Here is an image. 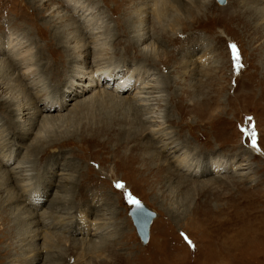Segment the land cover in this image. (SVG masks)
Wrapping results in <instances>:
<instances>
[{
  "label": "rangeland",
  "instance_id": "rangeland-1",
  "mask_svg": "<svg viewBox=\"0 0 264 264\" xmlns=\"http://www.w3.org/2000/svg\"><path fill=\"white\" fill-rule=\"evenodd\" d=\"M79 2H83L82 9L87 3L91 6L93 12L88 14V19L100 20L98 28L89 31L84 28L85 32L88 31L86 36L94 34L96 40L99 37L100 44L96 49H87L90 64L98 63L97 56L100 61L109 58L116 68H121L109 78L100 76L99 84L111 91L116 80L124 74L134 76L127 79L131 87L125 93H118L134 102L145 79L157 81L161 101L151 100L150 107L165 115L163 121L166 129L172 131L171 136L175 135L173 138L192 142V166L197 171L185 175L191 182H178L165 173L161 177L149 175L142 166L146 154L157 151L161 160L167 159L157 148L160 143L156 141L152 145L149 138L140 136L142 127L147 124L142 119L143 125L136 122L134 111L128 109L127 103L109 102L107 93L103 99L97 98L94 89L83 93L82 97L78 95L68 100L74 91L62 84L66 79L63 75L59 87H56L53 84L56 75L54 79L49 78L43 71L41 76L36 74L33 77L23 63L20 65V73H23L19 77V72L14 69L6 71V58H17L18 61L37 51L41 68L57 67L61 68L60 71L67 70L65 75H71V70L65 67L64 55L66 46L73 43H66L63 39L59 43L53 33L66 22L68 29L60 30V33L69 37L80 34L77 27H82L81 17L70 16L71 5L77 6ZM199 2L208 5H201V8L197 7L198 3L192 5L195 11H192L193 15H187L182 5L172 7L169 3L166 5L165 0H45L43 7L34 0H0V66H3L0 73H10L8 82L18 100L32 92L33 78L42 77L51 91L49 99H52L51 103L47 102L49 99L37 100L35 106L41 108L50 104L54 107L49 113L44 112L45 118L63 115L54 125L48 122L49 128L42 127L43 117L35 119L31 134L25 137L20 136V128L13 132L14 127L10 128V123L15 122L19 114H11V119L6 120V111L4 107L0 108L2 132L12 134L11 141L8 140L10 143L0 148V177L4 170H13L12 167L30 153L33 177L39 179L40 187L46 184L45 188L39 189L41 193L29 195L30 201L25 203L6 202L15 192L12 183L4 184L8 186L7 192L2 193L0 188V264H264V71L261 66L264 63V0ZM156 4L158 11L165 9L160 11L161 14L164 12L160 16L155 13ZM55 8L61 10L57 18V15H49ZM177 14L184 18L175 21ZM137 16L141 19H136ZM127 23L130 26L127 27ZM142 24L153 37L143 43L138 41L132 53L148 50L156 62L149 64L150 74L146 73L145 79L135 80V76L142 75V68L137 64H147L148 61L142 58L129 61L122 56L127 54L124 47L129 44L133 31ZM11 37L12 42L17 40L24 48L17 44L18 48L12 50ZM231 44L237 46L239 68L235 66ZM262 47L263 54L259 52ZM50 48L53 50L49 52ZM77 60L72 59L70 64ZM90 64L88 70L94 68ZM31 67L34 72L36 64ZM77 89L79 87L75 91ZM88 97L93 99L89 101ZM197 99L199 106L195 109L191 104ZM177 101L187 106L179 109ZM89 123L96 129L87 130L85 127ZM241 129L249 133L255 131V147L251 136L245 135ZM39 132L45 133V150L30 152L29 147ZM197 148L214 150L198 153ZM202 155L205 158L199 160ZM233 164H238L239 169L232 170ZM219 165L225 169L213 172ZM206 168H209L208 172H199ZM60 173L65 174L64 178H69L73 186L60 191ZM216 175L222 180H215ZM48 177L53 180L52 187L45 183ZM117 183H123L124 187L117 188ZM56 193H63L67 201H57ZM128 194L156 212L145 244L140 241L127 213ZM58 206L71 211L64 218L60 217L57 223L59 226L70 224L69 230L52 228L47 235L30 239L27 236L29 225L26 228L22 225L25 220L22 207L25 212L29 210L49 216ZM103 215L109 218V233L92 236L76 232L75 223L84 224L85 229L102 220ZM9 227L10 231L7 230ZM80 238L87 243L89 238L102 243L91 247ZM30 247L36 250L25 255ZM38 252L41 259L30 262L31 254Z\"/></svg>",
  "mask_w": 264,
  "mask_h": 264
},
{
  "label": "bare ground",
  "instance_id": "bare-ground-1",
  "mask_svg": "<svg viewBox=\"0 0 264 264\" xmlns=\"http://www.w3.org/2000/svg\"><path fill=\"white\" fill-rule=\"evenodd\" d=\"M34 1L38 2L39 3L38 5H41V7H43V5H45L44 4L45 0H34ZM185 2H188V3H185ZM85 3H87V2H85ZM167 3H169V5H171L172 7L181 6L182 5L183 8H184L185 13L186 14L188 13L189 15L192 14V11H195V8L192 5H195V4L198 3L197 4L198 8L199 7L201 8L202 7L201 5H203V7H207V5H208V4H203L205 2L200 3L199 0H165V4L166 5H167ZM82 4H83V2H82ZM82 4L79 2L77 6L76 5H73V6L71 5V7H70L71 10H72V14L70 15L71 18H76L77 17L78 19H80L79 17H81L80 20L82 21V23L83 24H88L87 26H83V24H82V27H81V25H78V27H77L78 29L77 30L79 31L80 34L78 36L77 35H73L72 37H69L68 35L65 36L62 33H60V30L68 29L67 28L68 24L66 22L59 25L58 32H54L53 33V37L56 38V41L58 40L59 43H60L61 39H63L66 43H69V44L73 43L72 46H70V45L66 46L65 50L67 51V53H66V55H64V59H65V61L67 63V65L65 67L68 68L69 71L71 70V72H70L71 75H69V76L65 75V74H67L66 73L67 70L64 69V70L60 71L61 68L57 69V67L56 68L55 67H52V68L47 67V68H44L45 70L43 68H41L40 67V63L38 62V59L40 57V53H38L37 51L32 56H30L28 58L24 57L25 59L24 58H22V59L20 58V59H18V61H17V58H11V57L9 59L6 58V63L4 64L5 67H6V71H8V70L10 71L11 69H14V70L19 72V74H18V77H19L21 75V73H23V71L20 73V67H21L20 65L23 63L24 66H25V69L27 71H29L31 73L30 75H33V77H35L36 74L41 76V72H43V71L44 72L46 71V73H47L49 78H51V77L53 78L54 75H56L57 79H55V83H53L56 87H59L58 84L61 83L60 82V78H62V75H63V76L66 77V79H65V81L62 82V84L64 83L65 84L64 85L65 88L68 89L69 91H71V90L74 91V94L69 96L68 100H70L72 98L75 99V97L77 98L78 95H81V97H82L83 93H85V92L87 93V91L89 92V90H93L94 89L95 92H93V94H96L97 98L103 99V97H105L104 94L107 93L108 96H110L109 102L110 101L111 102L114 101V103H116V104L127 103L126 105L128 106V109H130L131 111L132 110L134 111L133 112L134 115H135L134 119L135 118L137 119L136 122H139V124L143 125V121H144V123L147 124V126L142 127L140 136L149 138L150 139V144H152V145H155L156 141H157V143H160L159 145H157V148L166 156V159H167L166 161L161 160L162 157L157 151H154L152 153L146 154V156L144 157V161L145 162H144V164H142V166L146 169V171L149 173V175H151L152 177H161L162 174L165 173L166 174L165 176H168V178H170V179L172 178L171 176H173L174 178H176V180L178 182H191V179H189L185 175H187V174L189 175L188 172H190L192 170H193V172L197 171V169H195L192 166V165H194L193 164L194 163V159H193L194 156L190 154L191 153L190 152L191 151L190 148H191V143L192 142L190 143L189 140H185V141L181 140L182 142H180V139H175L176 137L173 138L175 135L173 137L171 136L172 131H168L166 129L165 122L163 121L164 120L163 117L165 115L163 116V114L159 110L155 111L153 108L150 107V105L152 104L151 100H157V102H159V103L161 101V99L158 97V94H157V93H159V86L157 85V81L155 80V83H154V80H152L154 78L149 79V81L144 78L146 76L145 74L149 73V69H150L149 64H151V63L154 64L156 62V60L152 57L151 52L148 51V50L142 49V50H139V52H137V53H135V51L132 53V50H135L134 48L137 47L136 43L138 41L139 42L141 41V43H143L150 36L153 37V35H151V33H150V30H147V27L143 26V24H142L141 28H136L133 31L135 34L133 33V35L131 36V38H130L131 40H130L129 44L127 43L129 41V40L127 41L128 38L126 39V41H127L126 43L128 45L124 47V50H125V52L127 54H125V56H122V58H124V59L127 58L129 61H134L136 58H138V59L142 58V59H145V61H148L147 64H145V63H141L140 64L139 62H137V63H139V64H137V67L142 68V75H141V77H139V75L135 76L134 79L135 80H136V78L137 79H145L146 82H145L144 85H142V87H140L138 89V91H137L138 94H136L137 96L135 98L136 101L133 102L131 100L132 102H130L126 98L125 95L124 96H120V95H118V93L120 91L125 93L129 89V87H131V86H129L130 82L127 83V79L133 78L134 76L131 77L130 75L124 74L125 76L124 75L121 76L120 80H116V85L113 88H111V91L103 88L102 85H100L99 82H98L100 76H101V78L102 77L109 78V77L115 75L118 72V70H121V68L120 69L116 68V66L113 65L114 62L111 59L106 58V57H105L106 60L100 61V59L96 56L95 58L97 59L98 63L94 64V66H92V64H90L92 61L91 62L89 61V53L90 52L87 54V49L92 47L91 49L94 50V49H96L95 47L97 45H99L100 43L98 42L99 37H98V40H96L97 37L94 34H90L89 37H88V36H86L85 33H87L91 28H98L99 26H97V24H98V22L100 20H98V22H97V20H93L92 21V20L88 19L89 18L88 14L93 12V11H90V10H92V8L89 5V3H87L88 5H86V7L85 8L83 7V9H82V7H81ZM184 5H186V6H184ZM157 6L158 5L156 4V9H155L156 12L155 13H159V16H160V14H161L160 11L163 10L164 8L161 7L163 9L160 8L161 10L158 11ZM177 9L180 10L179 8H177ZM262 10L264 12V4L262 6ZM80 11H83L85 14H82ZM163 11H165V9ZM59 12H61V10L59 11L58 8L51 9L49 15L51 17H53L54 15H57L56 16V18H57ZM78 12H79V15H78ZM185 13H184V16L186 17L188 14L185 15ZM184 16L177 14L174 17V20L175 21H180L182 19V17L184 18ZM260 18H262V17H260ZM136 19L139 20L141 18H139V16H137ZM126 26L127 27L130 26V24L127 23ZM84 28L85 29L87 28L88 31L85 32ZM130 29L131 28H129L127 30H130ZM124 30H125V28H124ZM55 33H57V34H55ZM121 33H122V31H121ZM100 34H102V33H100ZM38 38H39V36H38ZM12 41H13V38L11 37L9 43H11V46H12L11 49L12 50H16L18 48L17 44L20 46V48L23 47V46H21L23 44L20 43L19 41H17V40H15V42H12ZM16 41H17V43H16ZM262 49H263V47L260 48L259 52L260 53L262 52V54H263ZM12 50H10V51H12ZM52 50L53 49L50 48L49 52L52 51ZM62 51H63V49H62ZM3 52L4 51H2L1 53H3ZM126 55H127V57H126ZM165 55L168 56L167 53H165ZM107 57H109V56H107ZM92 58H94V57L92 56ZM95 58H94V60H95ZM100 58L102 59V57H100ZM26 59L29 60V62L26 61ZM72 59H78V60L76 62H73L72 65H71L70 62H71ZM53 61H54V59H53ZM59 63H60V61L58 62V64ZM32 64H36V68H34V72L35 73L33 72V69L31 67ZM54 64H57V63L54 62ZM89 64L92 67H94V68L96 66H98V67H96L95 69L91 67L92 69L88 70L87 67H90ZM263 65H264V63H261L262 71H264V66ZM37 66H38V68H37ZM110 66L113 67V68H111ZM0 67L2 68L3 66H0ZM94 71L96 72V74H95ZM99 71H100V74L97 75V73ZM106 71H108L109 73L105 74ZM262 73L264 74V72H262ZM11 74H12V72H11ZM28 78H30L31 80L34 79L33 82H32V85H30V90H32V92L31 91L27 92L28 93V97L18 100L12 94V85L8 82V80H11L10 79V73H8L6 75H4L3 73H0V108L4 107L3 110L6 111L5 115L7 116L6 120L11 119V117H10L11 114L12 115L13 114H15V115L19 114V118H17V120L15 122H11L10 123V128H11V126H13L15 128V129L13 128L12 132L15 131L16 129L20 128V130H21L20 136H25V137L28 136V134H31L32 127L35 126V119L45 116V115H43L44 112H48L49 113V111L54 110V107L52 108V106H49L50 104L49 105H45V106H43L41 108H37V106H35V103L37 102V100L49 99V97H50L49 95H50L51 91H49V87L45 86V82L43 81L42 77L38 78V79H37V77L33 78V79H32V77H28ZM134 79H132V80H134ZM119 83L121 85H119ZM126 83H127V85H124ZM188 86H190V85H188ZM76 87H79V89H77L75 91ZM39 89H42V90H39ZM190 89H192V88H190ZM93 96L95 97V95H93ZM51 99H49L47 102L51 103ZM90 99H93V97H88L87 98V100H89V101H90ZM107 100H108V98H107ZM77 101H79V100H77ZM81 102H82V100H81ZM176 103L179 105V109H180V106H182L183 108L187 106V105H184L182 101H181V103H179L178 101ZM79 104H81V103H79ZM83 105H84V103H83ZM191 106L193 108L198 107L199 106V99L193 100ZM60 107H62V106H60ZM25 110H27V111L24 112ZM48 116L46 118H48ZM53 116L54 117L50 116L48 119L43 117L42 118L43 120L41 122L42 123V127H48L49 128L48 124H50L52 122L53 123L52 125H54L56 122L61 121L63 115L61 116L59 114V116L58 115H56V116L53 115ZM48 122H50V123H48ZM2 125L3 124H0V148L3 149V147L5 148L10 143V141H11L10 139H12V136H11L12 134H10V135L9 134H3ZM85 128L87 130H89L90 132H91V128H95L96 129V127L93 126L90 123H89V125H86ZM135 128H137V127H135ZM148 129H150V130H148ZM95 131L93 133H95ZM149 131H150V134L147 133ZM39 134L40 135H38L37 137L34 138V142H32L31 146L29 147V149H30L29 151L30 152L39 151L41 148L43 149L45 147V146H43L44 145L43 143H45L46 140H47V139L44 138L45 136H43L45 133L39 132ZM8 140H10V141H8ZM52 144H54V142ZM43 150H45V148ZM213 150L214 149L212 148L210 150H208V149H204V150L203 149H198L197 151H198V153L199 152L211 153V152H213ZM12 153L13 152H11L9 154V157L12 155ZM29 155H30V153H29ZM29 155L24 156L26 159L21 160L19 162V164L17 163L14 167H12L13 170L12 169H11V171H5L4 170L3 174H1V177H0V188L2 189V193L8 191V186L7 185L10 184V183H12L11 186L13 187V189L15 191L12 196H10L9 198L6 199L7 203L11 204L12 202H16V201H21L22 203H25L27 201L29 202L30 201L29 195H31L33 193H36L38 195V193H41V190H39V189L40 188H45V186H46V184H43V187H40V185H38V184L41 183V182H39V179L37 177H33L34 175H33L32 171H31L32 169L30 168V164H29V162L31 160ZM203 155L200 156L198 159L199 160L201 158L204 159L205 157H203ZM205 156H207V154ZM191 166L193 168H191ZM233 166L234 167H233L232 170L235 171V169L236 170L239 169V165L238 164H236V165L233 164ZM0 167H2V166L0 165ZM223 169H225V168L222 167L221 165H219L216 168V170L213 171V172H219L220 170H223ZM208 171H209V168H206V169H204V171L201 172V170H200L199 172L203 173V172H208ZM171 173H173V174H171ZM237 173H238L237 175H239L238 171H237ZM58 175L62 176V180L59 182L60 184L58 185L59 188H60V191H63L64 188L68 189L67 186H69V187H70V185L73 186V183L71 182V180L69 178H64L65 174L60 173ZM50 177H52V176H50ZM50 177H48L45 180V183L48 184V187H52V181L53 180ZM33 178H34V180H33ZM214 179L218 180V181L222 180L221 176H219V175H216L214 177ZM31 180H32V182H31ZM4 184H7V185H4ZM55 198H56L57 201H60L62 203L67 201L66 200L67 198H66V196L63 193L62 194L61 193L60 194L56 193L55 194ZM69 200L70 199L68 198V201ZM23 207H25V206H23ZM23 207L21 209L22 210L21 214L25 215L24 216L25 220L23 219L24 221L22 222V225L25 226V228H26V225L30 226V227L28 226V228H30V229H28L29 231H28V234H27L28 237H31L30 239H32V238H36L37 239V238L41 237V234H42V236H43V234L47 235L49 230L52 229V228H57V227L60 228L61 227V230H64V231L67 230V229L69 230L70 224L64 223V225H63V223H62V226H59V224H57L59 222L58 219H60V217L64 218L65 217L64 215L69 214L71 212L69 209H66L64 207H59L58 206L59 208H56L52 214H50L49 216H45V215L39 214V213L35 214V213H33L32 211H29V210H27V212H25L26 209L24 210ZM36 216H39V217H36ZM68 217H69V215H68ZM108 219L109 218L107 216L105 217L103 215L102 220H97L96 222H93L91 226H88V228L86 226L85 229H84V227H85L84 224L81 223L79 225V224L75 223V228L77 229L76 232L80 233V234H86V235L89 234V235H92V236H98L99 234L101 235V234H104V233H109V231H111V230H110V226H109L108 221H107ZM60 222H62V221H60ZM7 230L10 231V227ZM81 231H83V233ZM80 239L83 241L85 238L84 239L80 238ZM81 240L79 242H82ZM88 240H89L88 243L86 241H83V242H86L85 244H90L91 247H93V246L98 247L102 243V241L100 242L99 240H90V238ZM75 241H78V240H75ZM79 242H78V244H79ZM29 249H30V251H27L25 253V255H27V253H29L31 251L33 252L34 250H36L35 248H31V247L26 249V250H29ZM31 255L32 256H30V258H31L30 262H34V263L38 262L39 258L41 257L40 256L41 254L39 252L35 253V254L33 253ZM105 261H107V260H105ZM104 264H108V263H104Z\"/></svg>",
  "mask_w": 264,
  "mask_h": 264
},
{
  "label": "water",
  "instance_id": "water-1",
  "mask_svg": "<svg viewBox=\"0 0 264 264\" xmlns=\"http://www.w3.org/2000/svg\"><path fill=\"white\" fill-rule=\"evenodd\" d=\"M217 1L219 3L224 2V0ZM127 213L132 220L136 234L138 235L140 241L142 243H146L149 239L150 225L153 218L156 216V212L139 201V206L129 203Z\"/></svg>",
  "mask_w": 264,
  "mask_h": 264
},
{
  "label": "snow or ice",
  "instance_id": "snow-or-ice-1",
  "mask_svg": "<svg viewBox=\"0 0 264 264\" xmlns=\"http://www.w3.org/2000/svg\"><path fill=\"white\" fill-rule=\"evenodd\" d=\"M230 49L232 50V53H233V58H234V61H235V66L237 68L241 67L239 61H240V56L237 52V46L235 44H231L230 46ZM249 120H251V117L248 118ZM242 132H244L245 135H250L251 136V140H252V145L255 147L256 146V134H255V131L253 130L251 133H249L246 129H241ZM116 187L117 188H123L124 185L123 183H117L116 184ZM128 199V201L132 204H135L136 206H139V201L134 199L130 194L127 195L126 197ZM182 236L184 235L183 233L181 234ZM185 239L187 240V237L185 236ZM188 243L190 244L191 246V241H188Z\"/></svg>",
  "mask_w": 264,
  "mask_h": 264
}]
</instances>
